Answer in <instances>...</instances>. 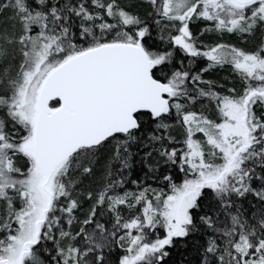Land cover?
Returning <instances> with one entry per match:
<instances>
[{
	"label": "snow or ice",
	"instance_id": "6c2138e0",
	"mask_svg": "<svg viewBox=\"0 0 264 264\" xmlns=\"http://www.w3.org/2000/svg\"><path fill=\"white\" fill-rule=\"evenodd\" d=\"M0 264H264V0H0Z\"/></svg>",
	"mask_w": 264,
	"mask_h": 264
}]
</instances>
